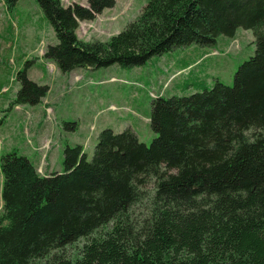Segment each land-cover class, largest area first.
I'll list each match as a JSON object with an SVG mask.
<instances>
[{"label":"trees","instance_id":"16d2710c","mask_svg":"<svg viewBox=\"0 0 264 264\" xmlns=\"http://www.w3.org/2000/svg\"><path fill=\"white\" fill-rule=\"evenodd\" d=\"M17 1L2 0L8 9ZM35 1L56 38L42 57L61 73L141 66L176 47H214L238 28L252 31L255 49L232 86L216 79L188 96L152 98L149 145L130 129H104L90 160L66 145L62 171L47 176L17 150L0 155V264H264V0H147L104 43L76 31L114 0ZM16 78L10 107L49 91L25 71ZM149 181L150 208L136 226L129 213ZM80 239L88 242L71 261L62 250Z\"/></svg>","mask_w":264,"mask_h":264},{"label":"rangeland","instance_id":"374dc122","mask_svg":"<svg viewBox=\"0 0 264 264\" xmlns=\"http://www.w3.org/2000/svg\"><path fill=\"white\" fill-rule=\"evenodd\" d=\"M60 1L65 7L74 3L87 5V0ZM146 1L114 0V6L105 9L93 21L80 22L77 37L84 42H107L141 13ZM55 43L53 29L35 0H18L11 9L0 0V86L6 88L0 94V115L3 118L0 142L6 139V142L0 143V155L13 148L20 155H26L24 146L27 145V139L24 133L29 132L36 120L34 110H30L35 105L25 104L27 110L21 111H13V107H10L17 92L22 89V83L16 78L18 71H25L28 80L50 89L48 98L54 103L55 112L53 116L51 108H47L51 115L45 113L44 116L56 126L53 142L56 149L61 148L63 152L66 145L76 144L79 132L83 138L89 136L83 149L90 160L97 135L104 129H111L115 133L130 129L139 141L149 145L156 136L149 124L152 98L160 95L188 96L201 91L203 86L212 87L216 79L232 86L238 66L248 60L255 49L252 31L238 28L233 38L219 36L214 47L194 44L176 47L151 57L141 66L112 65L61 73L42 57L46 46ZM205 53L209 56L203 58ZM200 58L202 60L197 62ZM191 64L194 66L184 68ZM27 90L31 92V89ZM65 122L77 123L79 130H65ZM51 146V141L46 140L41 150L46 152ZM60 164L61 161L58 166H54V171L58 170ZM45 166V161L37 166L40 175L46 174ZM1 182L0 175V193ZM153 189L154 182L149 181L142 188L140 199L130 210L129 215L136 226L148 214ZM104 229L93 236H101L106 231ZM87 242L88 239H80L66 246L62 252L74 261L80 257V251Z\"/></svg>","mask_w":264,"mask_h":264},{"label":"crops","instance_id":"0c3cea01","mask_svg":"<svg viewBox=\"0 0 264 264\" xmlns=\"http://www.w3.org/2000/svg\"><path fill=\"white\" fill-rule=\"evenodd\" d=\"M214 50L215 49H213V51ZM208 56H209V54L205 53L203 55V58L208 57ZM200 60H202V59L200 58L197 62H199ZM50 64L52 65V67L56 71L58 70L54 64H52L51 62H50ZM193 66H194V64H191V65H189V67H186V68L188 69V68L193 67ZM5 90H6L5 87L0 86V94L4 93ZM49 95H50V89H49L48 93L45 95V97L42 98L38 104H36L35 106H32L30 108V110H34L33 115L36 117V120L31 125V129L29 130V132L24 133L26 136L25 138L27 139V145L24 146V151L26 152V155H24V156L27 157L34 164V166L36 168H37V166H39L40 163L42 164L44 161L46 163V166H45L46 167V174H41V176H47L50 173H60L62 171L61 164L59 167H57L58 170L54 171L55 170L54 166H58V162L61 161V159H62V154H61L62 149L61 148L56 149L55 143H53L55 140L54 136H55L56 126L50 124L52 122L47 121L45 116H44L45 113L47 115V112H46L47 108H51L53 116H54V112H55L53 109L54 103H52V100H50L48 98ZM21 110H27L26 106L25 105H19V106L13 107V111H21ZM1 118H2V116L0 115V119ZM78 130H79V128H78ZM94 131H95V129H94ZM77 133L78 134H77L76 139L78 141H76V144H74V145H81L82 147H84L83 146L84 142L87 140V138H89V136L83 138L82 135L79 134V132H77ZM46 140H50L52 143V146L48 151L44 152L43 150H41V146H42L43 142ZM2 142H6V139L5 138L2 139ZM2 142H0V143H2ZM74 145H72V146H74ZM9 147L12 148V145H9ZM12 150H16V149L13 148L10 151H12Z\"/></svg>","mask_w":264,"mask_h":264},{"label":"built area","instance_id":"2783aa9c","mask_svg":"<svg viewBox=\"0 0 264 264\" xmlns=\"http://www.w3.org/2000/svg\"><path fill=\"white\" fill-rule=\"evenodd\" d=\"M46 112H47V115H48V116H50V115H51V112H50V110H49V109H47V110H46Z\"/></svg>","mask_w":264,"mask_h":264}]
</instances>
